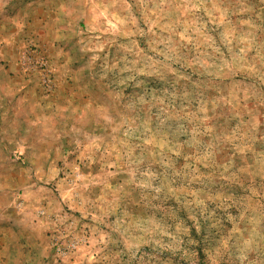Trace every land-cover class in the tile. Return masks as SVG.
I'll use <instances>...</instances> for the list:
<instances>
[{
    "label": "rangeland",
    "instance_id": "1",
    "mask_svg": "<svg viewBox=\"0 0 264 264\" xmlns=\"http://www.w3.org/2000/svg\"><path fill=\"white\" fill-rule=\"evenodd\" d=\"M0 264H264V0H0Z\"/></svg>",
    "mask_w": 264,
    "mask_h": 264
}]
</instances>
